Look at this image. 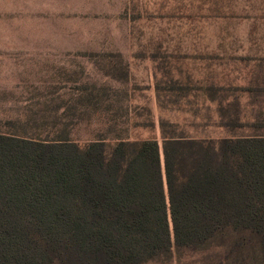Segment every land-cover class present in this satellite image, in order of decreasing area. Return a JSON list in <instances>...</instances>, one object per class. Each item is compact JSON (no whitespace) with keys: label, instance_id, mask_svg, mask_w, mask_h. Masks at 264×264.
<instances>
[{"label":"rangeland","instance_id":"1","mask_svg":"<svg viewBox=\"0 0 264 264\" xmlns=\"http://www.w3.org/2000/svg\"><path fill=\"white\" fill-rule=\"evenodd\" d=\"M219 98L259 133L264 0H0V134L161 141Z\"/></svg>","mask_w":264,"mask_h":264},{"label":"trees","instance_id":"2","mask_svg":"<svg viewBox=\"0 0 264 264\" xmlns=\"http://www.w3.org/2000/svg\"><path fill=\"white\" fill-rule=\"evenodd\" d=\"M214 102L161 141L0 134V264H264V126Z\"/></svg>","mask_w":264,"mask_h":264}]
</instances>
